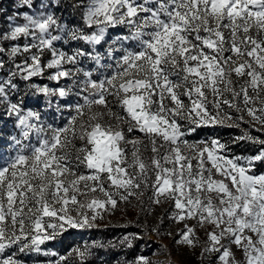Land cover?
Wrapping results in <instances>:
<instances>
[{"label":"snow or ice","instance_id":"snow-or-ice-1","mask_svg":"<svg viewBox=\"0 0 264 264\" xmlns=\"http://www.w3.org/2000/svg\"><path fill=\"white\" fill-rule=\"evenodd\" d=\"M10 2L0 264H264V0Z\"/></svg>","mask_w":264,"mask_h":264},{"label":"trees","instance_id":"trees-1","mask_svg":"<svg viewBox=\"0 0 264 264\" xmlns=\"http://www.w3.org/2000/svg\"><path fill=\"white\" fill-rule=\"evenodd\" d=\"M7 1L8 2L5 5V7L9 8V10H11V2H10V0H7ZM8 126H9V124L6 125V128H8ZM216 133H219V135L225 141H227L231 136L238 135L239 131L235 130V129H217L216 132L214 133L211 130H209V131L201 132L199 135L192 137V139L201 140V139H204L206 136L216 135ZM232 152L235 154L247 155L250 152V148L246 145H240L238 147H233ZM259 170H264V167H262ZM159 211L160 210L158 209L157 212L159 213ZM120 223H122V221H120L118 217L113 218V220H112L113 225H119ZM121 231H122V229H120L119 227H115V228L104 229L101 231H87V232H83V233H73L72 235L66 237L65 240L63 241V243H55V244L50 243L48 245V248L52 247L55 251L60 252V253H64L68 250V248L70 246H74L76 243H83L84 241L91 242V240H93V239H99V240L112 239L114 235H119ZM128 231H135V229L130 228V229H128ZM81 236L83 237V239H81ZM142 243L143 242H141V246H142ZM151 243H150L149 247L144 250V254L148 255L150 257L152 256V252H153ZM138 250H139V247L137 248V251ZM100 256L102 259H105V258L111 259V256L106 257L105 254L103 253V251H101ZM21 259L27 260L28 264H31L29 257L22 256Z\"/></svg>","mask_w":264,"mask_h":264},{"label":"rangeland","instance_id":"rangeland-1","mask_svg":"<svg viewBox=\"0 0 264 264\" xmlns=\"http://www.w3.org/2000/svg\"><path fill=\"white\" fill-rule=\"evenodd\" d=\"M7 0L4 1V7L7 4ZM7 8V7H6ZM11 125L9 124L8 126V130H10ZM152 251L154 252L156 250L155 248V238L152 239ZM165 244H168L170 248L173 249V256L172 259L175 262V264H198L197 260H196V256L192 255L188 250L180 248V249H176L173 245V243L169 240V239H165L164 240ZM50 250L55 251L52 247H49ZM152 252V253H153ZM23 256V255H22ZM21 256V257H22ZM27 257V256H24ZM30 259V263L32 264V260L34 259V257H29ZM153 259H160L161 261L165 260L164 256H160V257H152Z\"/></svg>","mask_w":264,"mask_h":264}]
</instances>
